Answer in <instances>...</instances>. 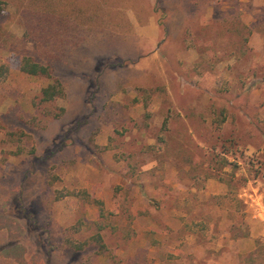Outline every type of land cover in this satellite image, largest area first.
Listing matches in <instances>:
<instances>
[{
    "label": "rangeland",
    "instance_id": "1",
    "mask_svg": "<svg viewBox=\"0 0 264 264\" xmlns=\"http://www.w3.org/2000/svg\"><path fill=\"white\" fill-rule=\"evenodd\" d=\"M25 1L0 11V264H264V0H65L64 27L50 0L51 28Z\"/></svg>",
    "mask_w": 264,
    "mask_h": 264
},
{
    "label": "trees",
    "instance_id": "2",
    "mask_svg": "<svg viewBox=\"0 0 264 264\" xmlns=\"http://www.w3.org/2000/svg\"><path fill=\"white\" fill-rule=\"evenodd\" d=\"M58 7V22L57 25L64 27L65 23H69L70 16L66 12V4L62 3ZM70 5L71 3L74 4L75 13L79 14L85 11V7L83 4H81L78 0H69ZM27 4L26 7L33 15L37 12L39 13V25L41 28H51L54 21L53 20V13H55V9H57L55 6L52 5L50 0H28L25 1ZM8 4V0H0V11H3L5 9V5ZM60 14V15H59ZM78 23V22H76ZM81 23V22H80ZM84 23V22H83ZM82 24V23H81ZM78 25V24H76ZM55 33V34H54ZM51 34V32L47 33V37L50 36L53 39L57 38L58 32H54ZM19 67L20 70L32 75V76H40L47 78L49 80V83L42 88L41 90V100L48 102L57 99L58 97L63 96L65 92V86L62 82V80L56 76L55 73V67L50 62H42L36 60L32 55L27 54H21L19 56Z\"/></svg>",
    "mask_w": 264,
    "mask_h": 264
}]
</instances>
